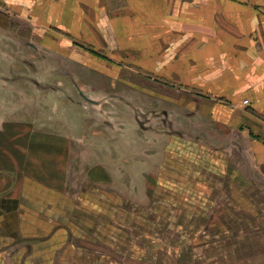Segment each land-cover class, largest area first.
Masks as SVG:
<instances>
[{"label":"crops","instance_id":"0c3cea01","mask_svg":"<svg viewBox=\"0 0 264 264\" xmlns=\"http://www.w3.org/2000/svg\"><path fill=\"white\" fill-rule=\"evenodd\" d=\"M0 2L35 30L58 28L109 52L108 59L57 55L74 63L78 71L70 74L75 79L83 72L100 80L105 75L109 85L119 81L130 89L127 76L137 72L117 69L131 63L173 80L179 98L188 97L187 104L178 101L181 107L206 111L211 124L229 133L227 140L235 134L242 157L252 164L253 189L260 194L250 198L251 207L237 200L231 207L252 212L253 218L264 216V0ZM57 41L67 47L70 39L48 43ZM85 153L82 136L46 129L36 120L1 125L0 264H197V247L211 264L214 252H228L223 241L218 247L206 237L199 243L190 240L204 226H213L211 210H205L209 205H196L188 183L168 190L156 180L152 191H159L160 198L153 214L143 206L134 216L116 214L117 208L127 209L116 198L102 197L100 165L84 168ZM240 178L234 185L245 191ZM165 193L173 202L168 212L162 211ZM182 223L190 230H179ZM218 226L229 233L224 220ZM166 232L174 237L167 239ZM259 234L255 231L254 237ZM175 235L180 241H173ZM260 254L252 264H261ZM187 255L193 260L190 256L186 263Z\"/></svg>","mask_w":264,"mask_h":264},{"label":"rangeland","instance_id":"374dc122","mask_svg":"<svg viewBox=\"0 0 264 264\" xmlns=\"http://www.w3.org/2000/svg\"><path fill=\"white\" fill-rule=\"evenodd\" d=\"M48 32L54 40L69 38V45L49 44ZM70 54L109 56L104 48L84 44L58 28L35 30L0 2V127L6 121L33 119L46 129L82 136L89 156L83 160L84 168L100 165L102 197L116 198L127 209L117 208L116 214L134 216L141 206L153 214L160 198L159 191H152L156 180L168 190L188 183L196 205H209L205 210L210 208L213 226H204L190 240L199 243L206 237L218 247L223 241L228 249L214 252L211 264H252L259 253L264 264V216L254 219V213L231 207L234 200L251 207L250 198L260 194L253 189L252 164L242 157L236 135L227 140L229 133L211 124L206 111L200 114L181 107L178 101L187 104L188 97L179 98L180 89L173 80L143 72L131 63L117 69L122 74L125 69L137 72L132 78L126 75L130 89L119 81L109 85L112 81L105 75L106 80H100L83 72L75 79L70 74L78 71L74 63L57 56ZM240 176L245 191L234 185ZM164 195L162 211L168 212L173 202L169 194ZM221 220L229 233L219 228ZM181 225L179 230H190L188 223ZM259 230L262 235L254 237ZM166 233L167 239L174 237ZM173 241L180 237L175 235ZM193 252L201 257L197 264H210L203 261L204 249L197 247ZM190 256L193 260L192 255L182 260L187 263Z\"/></svg>","mask_w":264,"mask_h":264},{"label":"built area","instance_id":"2783aa9c","mask_svg":"<svg viewBox=\"0 0 264 264\" xmlns=\"http://www.w3.org/2000/svg\"><path fill=\"white\" fill-rule=\"evenodd\" d=\"M243 104H247V101L245 100V101L243 102Z\"/></svg>","mask_w":264,"mask_h":264}]
</instances>
